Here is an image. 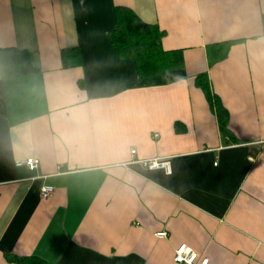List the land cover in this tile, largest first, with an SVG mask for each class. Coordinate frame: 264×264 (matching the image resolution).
Wrapping results in <instances>:
<instances>
[{
  "label": "crops",
  "instance_id": "1",
  "mask_svg": "<svg viewBox=\"0 0 264 264\" xmlns=\"http://www.w3.org/2000/svg\"><path fill=\"white\" fill-rule=\"evenodd\" d=\"M117 7L158 26L183 67L139 78L110 40ZM0 48L35 69L0 72V264H179L182 244L207 264H264V0H0ZM156 158L172 173L140 162Z\"/></svg>",
  "mask_w": 264,
  "mask_h": 264
},
{
  "label": "trees",
  "instance_id": "2",
  "mask_svg": "<svg viewBox=\"0 0 264 264\" xmlns=\"http://www.w3.org/2000/svg\"><path fill=\"white\" fill-rule=\"evenodd\" d=\"M116 18L117 25L110 33V40L121 57L135 59L139 78L144 79L183 67V51L164 50L162 47L164 32L158 26L144 22L127 7H117ZM231 43L209 44L206 49L209 64L225 59ZM78 60L77 50L63 52L64 67H74ZM34 70L28 52L15 48H0V72L3 76H19ZM195 82L205 93L211 107L217 112L220 127L223 132H226L228 113L219 97L212 91L207 75H198ZM9 259L15 264H46L44 259L36 256L13 255L9 256Z\"/></svg>",
  "mask_w": 264,
  "mask_h": 264
},
{
  "label": "built area",
  "instance_id": "3",
  "mask_svg": "<svg viewBox=\"0 0 264 264\" xmlns=\"http://www.w3.org/2000/svg\"><path fill=\"white\" fill-rule=\"evenodd\" d=\"M132 155H135L136 150L131 151ZM141 164L152 170H162L166 174L172 173L171 164L168 160L165 159H150V160H141ZM19 165H24L30 170H35L39 167L40 160L38 158H28L24 161L18 162ZM53 194V188L48 186L40 187V196L44 200H48ZM159 237H166L167 233L161 232L158 234ZM174 260L179 264H207L208 259L202 258L197 252L193 250L192 247L182 244L175 248Z\"/></svg>",
  "mask_w": 264,
  "mask_h": 264
}]
</instances>
